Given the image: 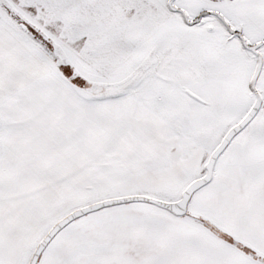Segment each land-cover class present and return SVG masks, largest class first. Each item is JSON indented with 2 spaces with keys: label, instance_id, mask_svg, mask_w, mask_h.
<instances>
[{
  "label": "snow or ice",
  "instance_id": "6c2138e0",
  "mask_svg": "<svg viewBox=\"0 0 264 264\" xmlns=\"http://www.w3.org/2000/svg\"><path fill=\"white\" fill-rule=\"evenodd\" d=\"M0 264H264V0H0Z\"/></svg>",
  "mask_w": 264,
  "mask_h": 264
}]
</instances>
